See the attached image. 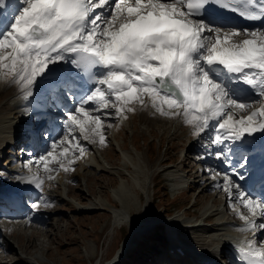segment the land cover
Returning <instances> with one entry per match:
<instances>
[{
	"label": "rangeland",
	"instance_id": "obj_1",
	"mask_svg": "<svg viewBox=\"0 0 264 264\" xmlns=\"http://www.w3.org/2000/svg\"><path fill=\"white\" fill-rule=\"evenodd\" d=\"M21 1L23 3L10 17L9 26L22 20L23 13L33 2ZM131 2L135 4L133 12L138 8L153 7L156 11L174 15L181 13L177 0L161 6L149 0H113L105 13L97 14L96 11L87 21L94 23L99 17L104 19L97 36L98 44L120 22L117 20L119 16L130 10L127 4ZM100 5L99 0H93L92 6L99 9ZM198 26L199 30L206 28L205 25ZM225 29L227 32L236 31L228 40L233 47L244 48V42L251 41L259 51L260 68L255 71L257 97L246 102L231 101L226 87L218 82L210 83L201 60H195L192 66L208 89L211 101L229 105L217 114L218 123L210 131L200 128L190 111H179L175 102L152 92L157 98L151 101L150 88L142 84L131 85L129 91L114 94L111 99L105 98L93 109L70 104L69 113H66L58 108L61 115L53 132H57L56 136L46 139V135H42L45 129L41 128L37 134L39 150L28 137L17 141L7 137L9 133L0 136V156L6 157V162L0 163V186L17 185L31 192L21 198L23 213L17 217L0 214V264H164V256L168 255V238L174 234L166 236L164 227L157 228L155 234H148L149 220L157 215H169L170 220L186 222L193 220L189 218L198 220L210 212L221 211L212 222L203 223L198 229L181 231L178 237L186 250L199 247L212 252L227 229L226 225H220L221 219L226 220L232 215L244 234L248 233L255 217L260 221L253 224L252 229L264 227L261 206L245 207L241 189L229 184L228 180L210 184L222 177L213 163L212 132L227 127L226 130L234 134L255 122L261 123L256 112L264 113V27L244 31L233 27ZM207 37L206 48L210 49L213 41L211 35ZM3 42L0 36V123H8L11 119L15 122L20 117L19 122L5 132L23 130L28 123L31 129L37 125L36 116L24 120V107L17 109L14 104L33 82V63L25 57L31 49L19 55L13 46L1 51ZM157 43L153 41V44ZM167 62L164 61L163 66ZM197 97L199 93L193 97L195 101ZM96 110L100 114H93ZM174 113L178 114L171 116ZM229 144L233 145V142ZM11 161L14 164L7 166ZM207 171L212 172L206 174ZM135 181H139L140 186ZM66 185L70 198L64 194ZM121 185L128 186L135 194L125 196V199L119 192ZM206 185H209L207 189ZM158 194L160 198H157ZM232 196L237 200H231ZM105 200L125 213L129 211L132 224L113 228V214L103 206ZM224 214L228 216L224 217ZM139 223L142 227L122 242L129 231L128 226L132 230ZM130 241H133L132 249L113 258L121 242L118 253L123 244L128 246ZM259 244L264 246V238Z\"/></svg>",
	"mask_w": 264,
	"mask_h": 264
},
{
	"label": "bare ground",
	"instance_id": "obj_2",
	"mask_svg": "<svg viewBox=\"0 0 264 264\" xmlns=\"http://www.w3.org/2000/svg\"><path fill=\"white\" fill-rule=\"evenodd\" d=\"M51 0H33L32 4L28 7V9L23 13L22 20H18L16 24L13 26H9L11 28L6 29L0 36H2L4 42L2 44L1 51H4L5 48L9 46L16 47L17 54H21V52L25 50H29V47L32 46V50L29 54L27 53L25 57H28L29 60L33 63L32 68L34 69V82L28 87V89L21 94V98L17 99L15 102V106L17 109L20 107H24L22 112V117L24 120H28L29 116L37 115L36 113L40 109V104H37L36 100H34V96L37 95L38 91L42 88L43 85L49 86L50 93L53 92V83L50 81L54 80L52 75H45L46 71H55L62 68L65 63L58 62L56 57H62L65 55V51L70 48L75 47H88L92 46L95 48L99 54L104 58V68L102 72H100V80L97 81L95 89L91 94H89L84 99H77L79 104L84 109H93L94 105L93 102L101 103L103 102L104 98L111 99L113 98L114 92V83L119 82L123 84V87L129 91L131 85H142L144 87L150 88L149 95L152 97L151 101H154L157 96L152 95L153 93L160 95V97L164 99L171 100L176 103V107L179 108V111L187 110L188 112L193 115L194 119L199 124V127L210 131L217 123H218V116L217 114L220 113L225 108H228L229 105L224 104L222 101H211V98L208 96V89L200 79L195 78L192 76V73H197L196 68L192 66V63L200 59L202 62V67H204L208 72V79L210 83H221L226 87V92H229L230 100L235 102H246L250 99L257 97V90L258 85L257 81L258 78L255 76V71L259 70V62H260V55L257 47L254 46V43L251 41L244 42V48H235L232 44H229V35L232 33H236V31L230 30L227 32L228 29L225 28H216L209 29V26H206L204 29H197L196 24L187 23L182 17V3L180 0H177V4L181 5V13L179 14H172V16L179 18L180 24L185 26L187 31H189V35L185 37V44L181 45V41L183 40L184 36L178 33H172L168 36L169 47L171 51L163 50V47H167L162 42L160 44H153L152 39L157 37H147V38H140L134 34V28L131 25L132 22L135 24L139 23L142 19H147L149 16L150 11H155L157 13L162 12L161 10H154L152 8H138L133 12L132 9L135 8V4L131 2L127 4L130 6V10L124 12V15L121 14L117 19L120 21L113 30L108 32V36L103 38V41L98 44L97 36H99V29H101L102 21L104 19L98 18V21L94 23H88L87 21L84 22V17L74 19L64 30H59L56 25L55 21L57 17L52 15L45 14V9L50 5ZM90 2V5L87 9L86 18L91 17V14L97 11L100 13H105L108 6L111 4L112 0H99L101 5L99 9L97 6H92L93 0H86ZM8 6L6 7V11L10 10L8 13L4 15V18H10L11 15L14 13L13 9L17 11L20 4L23 3L21 0H8ZM164 4V3H163ZM119 7V6H117ZM124 11V10H123ZM175 12V11H174ZM123 13V12H122ZM165 13V12H164ZM103 16V15H102ZM100 19V20H99ZM9 21V20H8ZM8 25V24H7ZM31 25H37L42 30V35L39 38H33L29 33V28ZM219 27V26H218ZM237 29V28H236ZM239 31V30H238ZM244 31V30H243ZM197 35L199 37L197 38ZM208 35H211V39L213 42H210L211 48H206L205 40L208 39ZM101 37V36H100ZM160 40H163L164 35L161 34ZM156 39V38H155ZM158 42V41H157ZM41 43H48L49 49L45 53H39L37 51V47ZM209 52V53H207ZM205 55V56H201ZM109 59V60H108ZM28 60V61H29ZM168 61L164 66L163 62ZM50 61V62H46ZM29 65V64H28ZM164 76L168 75L177 87L180 89L181 93L183 94V101L178 103L175 101L171 96L163 94L153 82L155 76ZM198 75V73H197ZM57 78H62V73ZM208 83V82H207ZM252 86L253 91L248 92L247 88ZM147 88V89H148ZM152 92V94H151ZM199 93V97H197V101L194 100L195 94ZM30 95V99H26L25 96ZM74 95H70L66 101L71 103ZM196 98V97H195ZM165 101V100H164ZM225 101V100H224ZM156 102V101H155ZM222 102V103H221ZM150 103V101L148 102ZM154 103V102H153ZM226 103V102H225ZM232 103V102H231ZM151 104V103H150ZM75 105V104H74ZM175 105V104H174ZM73 106V105H72ZM63 108H66V104L62 105ZM238 107V106H236ZM234 107V108H236ZM176 108V109H177ZM72 109V108H71ZM68 106L66 108V113L68 112ZM174 110V109H172ZM229 110V109H228ZM108 110H105L107 112ZM175 111V110H174ZM177 112V111H176ZM238 112H241L240 110ZM89 113V112H88ZM172 113V112H171ZM184 113V112H183ZM252 113V112H251ZM257 115H260L262 123L259 125L255 122V124H251L248 128H242L236 130L233 134L230 131H227V127L219 128L216 131H213L212 134L215 138L220 139L224 142L222 149L218 150L217 140L214 143V152L215 158L213 159V163H216V171L223 174L221 175L224 180H229V184L236 186L235 184V174L241 173V167L238 165L236 166L235 161L232 159H228L226 150L228 148V152L232 151L239 155L240 153L246 155L245 149L246 143L251 144L254 148L259 145L257 141L251 142V138L254 134L261 131L260 139L264 137V113L261 111L256 112ZM90 114V113H89ZM93 114H100L98 110H96ZM178 113L171 114V116H175ZM186 114V113H185ZM219 115V114H218ZM60 118V117H59ZM37 121L39 117H36ZM9 120V119H8ZM56 120H59L58 118ZM239 121V120H238ZM237 121V122H238ZM4 122H7L4 121ZM2 123V122H1ZM0 123V136L3 135L7 137H12L14 139L21 140V135H25L22 130L17 131L12 130L5 132V130H9L14 123V119L12 121L9 120L8 123L1 124ZM253 123V122H252ZM26 124L24 130H31ZM10 127V128H9ZM13 127V126H12ZM13 129V128H12ZM12 131V132H11ZM57 131V130H56ZM57 133V132H56ZM56 133L52 134V137L56 136ZM53 139V138H52ZM203 139V138H202ZM5 140V139H4ZM10 139H8L9 141ZM7 141V142H8ZM11 142V141H9ZM233 142V145L229 143ZM33 144L36 147V150H39L41 147L37 143ZM199 144V143H198ZM192 147V146H191ZM101 155V154H100ZM217 157L222 158L224 161L218 162ZM6 158L5 156L3 157ZM102 160L106 163L107 161L102 157ZM94 162V161H93ZM206 163L205 160H203ZM14 164L13 161L9 162V164ZM210 163V162H208ZM107 165V164H106ZM104 169L106 167L102 166ZM231 170L232 173H228ZM212 171H207L206 174H211ZM220 178L211 181L210 184H217L219 183ZM60 181H62L60 179ZM216 181V182H215ZM138 186H140L139 181H135ZM200 181L199 183H201ZM205 182V181H204ZM209 184V185H210ZM206 185V189L209 187ZM46 186H48L46 184ZM120 195L122 197H129L132 194H135L128 186L121 185L120 186ZM243 185L238 184L239 189H241ZM20 188V187H18ZM45 188V187H44ZM47 189V187L45 188ZM238 189V190H239ZM17 192H21V189H16ZM44 191V190H43ZM237 191V190H233ZM243 191V190H241ZM8 193V191H5ZM31 193V192H30ZM65 194L67 198L69 196V190L67 189V185L65 187ZM242 200L244 204L248 199L252 198L253 192L245 191ZM125 197V199H127ZM253 199V198H252ZM233 201H236L237 198L232 196ZM13 206L18 207L17 203H12ZM107 210H110L113 214V221L112 227H121L122 224H128L130 221V213L127 211L126 213L122 210V208L113 205L110 201L105 200L103 205ZM253 204H247L245 207H251ZM261 206V212L264 211V205ZM217 211V210H216ZM24 211L21 210L16 214H8L9 216L16 215V217L23 213ZM215 212V211H214ZM211 213V212H210ZM208 214L203 218L198 220L193 218V220H188L186 222H175L173 220H169L167 224V232L168 233H175L178 231V227L181 225L183 227H187L190 225H197V229L203 225V223L212 222L215 217L218 215L220 216L221 211H218L215 214ZM261 219H262V215ZM154 218H158L155 216ZM200 221V223H197ZM225 221L221 219L220 225L224 224ZM259 217H255L254 220L250 223L251 228L248 229V233L244 234L240 237H246V240L252 243L256 240L257 243L262 242L264 238V227L252 229V225H256L259 223ZM132 224V222H131ZM218 224V225H219ZM152 226V223H148V228ZM142 225L136 224L130 229V232L127 236H129L133 231L139 230ZM226 227V226H225ZM185 231L194 230L193 228H183ZM181 229L182 232L184 230ZM216 230V229H215ZM126 236V237H127ZM174 237V236H173ZM172 237V238H173ZM230 236L225 235L220 240L216 242V247L212 252H205L203 250H186L184 248L183 241L178 237L177 239L171 240V246L173 249H179L184 251L185 255L192 256V264H205L207 259H209V264H214L215 262L212 260V257L215 255L216 252L221 250L219 248V243L222 241H227ZM237 237V236H236ZM240 237L235 238V242L240 241ZM126 239V238H125ZM124 239V240H125ZM129 241V239H128ZM127 242V241H126ZM131 242V241H130ZM128 243V242H127ZM123 244L122 251L119 253L117 252L116 257L122 256L127 250L132 249L133 241L128 244ZM253 245L255 252H262L264 253V248L258 247V245ZM122 244V243H121ZM125 246L127 248L125 249ZM219 248V250H217ZM121 249V245L118 250ZM125 249V250H124ZM215 250H217L215 252ZM191 251L193 252L191 254ZM190 252V253H189ZM120 259L119 261H121ZM239 261V260H238ZM240 262V261H239Z\"/></svg>",
	"mask_w": 264,
	"mask_h": 264
},
{
	"label": "water",
	"instance_id": "obj_3",
	"mask_svg": "<svg viewBox=\"0 0 264 264\" xmlns=\"http://www.w3.org/2000/svg\"><path fill=\"white\" fill-rule=\"evenodd\" d=\"M31 33L34 35H39L36 29H31ZM47 48L46 44H42L39 46L40 50H44ZM168 81V86L164 85V82ZM155 85L163 92L168 95L173 96L178 102H181L183 99L182 94L180 93L179 89L176 87L175 83L168 77H160L156 76L154 78Z\"/></svg>",
	"mask_w": 264,
	"mask_h": 264
},
{
	"label": "trees",
	"instance_id": "obj_4",
	"mask_svg": "<svg viewBox=\"0 0 264 264\" xmlns=\"http://www.w3.org/2000/svg\"><path fill=\"white\" fill-rule=\"evenodd\" d=\"M164 195H165V193H164ZM157 198H160V197H159V194L157 195ZM124 232H125V229H123V233H124ZM123 233H122V234H123ZM112 252H113V250H112Z\"/></svg>",
	"mask_w": 264,
	"mask_h": 264
}]
</instances>
